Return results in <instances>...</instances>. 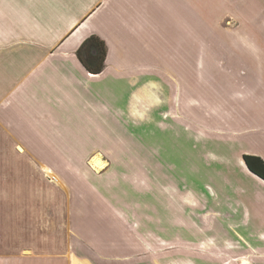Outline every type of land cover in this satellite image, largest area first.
Returning <instances> with one entry per match:
<instances>
[{"label":"rangeland","instance_id":"obj_1","mask_svg":"<svg viewBox=\"0 0 264 264\" xmlns=\"http://www.w3.org/2000/svg\"><path fill=\"white\" fill-rule=\"evenodd\" d=\"M144 1H150L152 9L170 10L171 17L164 12L160 17L169 35L144 30L140 46L136 38L142 32L136 28L133 39L128 28L124 42L119 39L118 56L126 60L132 52L134 69L152 68L153 41L169 46L183 36L188 60L181 68L188 75L179 82L171 109L154 112L150 133L161 144L149 149L147 116L136 111L161 103L165 108V79L145 74L135 78L145 84L133 95L132 109L144 122L127 127L128 134L109 132L97 142L104 169L96 171L90 163L93 158L43 159L45 171L65 187L70 200L68 236L74 237L68 244L75 246L77 257L91 263L237 264L244 258L260 264L264 184L245 169L242 156L264 158V73L247 78L239 71L264 70V0L237 2L243 13L236 20L224 13L214 19L205 15L204 22L214 28L196 47L192 39L187 46L188 35L199 36L200 29L187 26L185 10L201 9L202 0ZM214 2L212 15L216 6L224 12L233 9V0ZM209 69L218 75L206 76ZM202 70L205 76H200ZM151 76L155 90L146 85ZM112 80H102L100 102L91 101L99 104L96 110L105 104L107 112ZM249 80L254 89L247 86ZM91 87L93 98L98 89ZM101 115L96 113L97 118ZM93 126L91 135L97 130ZM14 192L0 195V221L20 216L17 205L7 202L15 198ZM46 226L56 227L52 222ZM23 240L0 233V250L25 244ZM3 256L7 257L0 253V260Z\"/></svg>","mask_w":264,"mask_h":264},{"label":"crops","instance_id":"obj_2","mask_svg":"<svg viewBox=\"0 0 264 264\" xmlns=\"http://www.w3.org/2000/svg\"><path fill=\"white\" fill-rule=\"evenodd\" d=\"M242 1L233 0V9L226 12L216 6L213 15L214 0H202L201 9L187 7V26L198 32L200 29L199 36L188 35L187 46L192 39L196 47L204 33L214 28L210 21L204 22L205 15L214 19L224 13L236 20V15L243 13L236 7ZM163 12L170 16V10ZM163 12L152 9L151 2L144 0H0V195L15 191V198L7 202L15 203L20 215L0 221V233L20 237L25 242L18 247H1L0 253L7 257L3 256L0 264H101L83 261L76 256L75 246L68 244V238L74 237L68 236L72 233L70 200L65 187L45 171L43 159L99 158L105 164L98 155L101 143L97 142L105 140L109 132L128 134L124 131H128L127 127L144 122L132 109L133 95L137 96L145 84L135 78L145 74L154 73L165 79L162 83L167 99L165 108L162 109L161 103L147 106L146 111H136L147 116L149 149L161 144L155 141L150 129L156 122L154 112L171 109L176 88L188 75L181 68L188 60L184 37L174 39L169 46L153 41L152 68L134 69V54L127 53L124 60L118 56V50L122 47L119 39L124 42L128 28L133 39L136 28L142 32L136 38L140 46L145 41L144 30L146 34L150 30L157 36H168V29L160 23ZM92 35L104 41L107 48L105 66L99 75L87 73L76 56L82 43ZM159 63L163 68L158 67ZM239 72L254 78L262 76L264 70ZM213 73L219 72L209 69L206 76ZM152 76L146 78V85L155 90L157 83ZM200 76H205V70ZM104 78H113L114 84L106 113L105 104L96 110L99 104L91 103L100 102L97 93L102 92ZM91 84L98 89L93 98ZM254 85L249 80L247 86L254 89ZM96 113L102 115L97 118ZM92 124L97 130L91 135ZM49 222L57 228L47 227ZM259 249L263 264L264 250ZM243 263L251 264L239 258L237 264Z\"/></svg>","mask_w":264,"mask_h":264},{"label":"trees","instance_id":"obj_3","mask_svg":"<svg viewBox=\"0 0 264 264\" xmlns=\"http://www.w3.org/2000/svg\"><path fill=\"white\" fill-rule=\"evenodd\" d=\"M76 56L87 73L99 75L105 66L107 48L104 41L92 35L82 43ZM242 161L251 174L264 182V161L260 157L243 155Z\"/></svg>","mask_w":264,"mask_h":264},{"label":"bare ground","instance_id":"obj_4","mask_svg":"<svg viewBox=\"0 0 264 264\" xmlns=\"http://www.w3.org/2000/svg\"><path fill=\"white\" fill-rule=\"evenodd\" d=\"M99 159V158H98ZM97 159H95V158H93V159H91V164H92V166L94 167V169L96 170V171H99V170H101V169H103L104 168V166H105V164L103 163V162H101L99 165H96L95 166V161H96ZM94 163V164H93Z\"/></svg>","mask_w":264,"mask_h":264},{"label":"water","instance_id":"obj_5","mask_svg":"<svg viewBox=\"0 0 264 264\" xmlns=\"http://www.w3.org/2000/svg\"><path fill=\"white\" fill-rule=\"evenodd\" d=\"M101 163V161L99 160V159H97L96 161H95V165H99Z\"/></svg>","mask_w":264,"mask_h":264}]
</instances>
